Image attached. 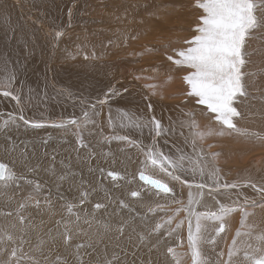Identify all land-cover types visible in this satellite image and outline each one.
Here are the masks:
<instances>
[{
  "label": "bare ground",
  "instance_id": "bare-ground-1",
  "mask_svg": "<svg viewBox=\"0 0 264 264\" xmlns=\"http://www.w3.org/2000/svg\"><path fill=\"white\" fill-rule=\"evenodd\" d=\"M200 14L196 0H0V92L11 90L20 98L18 103L12 97L0 95V154L4 153L8 161L13 160L14 156L16 170L19 172L22 168L26 171L36 168L41 181L48 186L50 196L64 198L69 202V206H66L62 201H57L44 207L42 211H35L26 199H37L35 195H43V192L35 190L38 186L22 187L24 183L0 181V199L9 200L10 209L21 211H6V207H1L0 217L3 216L15 225L17 221L12 216L23 217L20 228L24 231L23 235L28 232L30 234L27 235L26 242L23 239V244H18L17 241V245L11 246L12 249L16 248L20 264H30L29 260L33 259L53 264L54 260L46 255V239L55 242L58 264H107L113 256H119L121 264H193L188 241V214L180 212L184 222L177 228L176 224L181 220L178 216L169 217V209L172 211L181 203L187 207L191 193L195 213H218L223 206L234 209L232 214L238 221L251 210V207L246 206L250 201H264V193L258 190L264 188V146L262 150L257 149L259 157L250 163L241 164L238 167L240 171L233 177H225L220 169L225 170L227 166L222 163L218 166V162H214L210 154H207L210 152L206 143L196 142L199 132L207 136L204 131L197 129L209 128L210 120L213 126H223L212 118L213 114L207 112L204 106L197 105L195 98L186 94L188 86L185 94L182 92L187 96L175 97L177 91L182 89L178 78H184L190 70L178 68L169 61L167 55L172 54L161 51L156 39L160 40L165 34L173 42L178 38L186 39L184 30L193 31ZM132 20L136 28L132 37L140 34L144 39V42L138 41L135 44L141 50V58L150 60L143 55H150L151 59L158 57L156 60L162 62L158 64L161 66L160 73L168 75L166 77L175 83L172 87L175 95L162 90L166 84L161 81L157 87L167 99L159 97L148 86V82L138 78L141 73L134 61H142L140 56L135 58L115 55L109 40L100 38L104 36L99 34L101 30L109 31L112 40L120 38L133 28L129 26ZM151 22L159 27L155 29V33L147 36V25ZM58 32L61 35L57 36ZM192 34L191 32L190 35ZM256 43L264 49V29L247 39L246 64L242 69L245 73V85L251 81L249 65L251 56L258 51L253 50ZM143 51L146 53H142ZM69 59L78 61H68L71 66L59 65ZM262 62L260 65L264 70ZM143 70L149 77L153 75L151 64H146ZM259 76L260 84L253 85V92L246 88L247 96L240 97L234 105L241 112V116L234 118L237 130L233 132L239 138L228 140L226 128L223 129L224 140L219 142L223 145L225 159L234 151L241 156L245 155L241 147H235L236 140L242 143L244 149H249L251 146L243 143L240 138H248L253 133L256 137L264 138V74L257 78ZM149 82L156 87L150 80ZM259 89L261 92L258 95L251 94ZM101 99H105L103 103H100ZM99 110L104 111L100 121L84 126L87 120L83 118L90 112ZM67 114H70L69 117ZM20 115L30 122H39L45 126L60 125L62 122L64 126L61 127L74 125L63 131L67 135L65 141L68 142V147L62 150L60 143L53 141L57 151L52 153L54 157L58 155L62 159L67 153L64 172H57L59 177L55 176L59 164L49 158L45 160L43 149L39 148L40 143H47L48 146L51 140L43 136L42 132H53V135L56 132L44 129L31 131V126L21 124ZM61 116L63 120H58ZM200 117L201 121L198 122ZM153 118L160 122L163 129L159 136L153 130ZM13 119L15 124L11 122ZM70 120H75L76 123H67ZM6 121L8 123L5 126ZM89 131L93 136L87 134ZM28 133L35 138L33 142L22 139ZM72 134L81 139H74ZM96 134L126 137L127 139L122 140V145L131 147L130 153L118 148H100V158L107 162L105 166H115L113 169H102L100 166L93 168L94 172L105 175L106 179H100L94 174L87 175L86 167L98 162L95 160L86 164L93 157H85L81 151L76 152L86 148L87 144L92 148L96 147ZM7 139L11 141L10 146L7 145ZM126 141H129V146ZM252 143L251 148L259 143L263 144L262 139ZM28 147H33L34 150L28 154L19 152ZM150 150L163 153L168 158L166 163L175 167H168L165 172L159 167V161L157 165H152ZM139 161L149 168L138 171L136 167ZM69 166L72 169L68 171L66 167ZM8 168L12 171L9 165ZM109 172L118 173V178L113 180L108 175ZM141 173L168 183L173 188L172 194L159 192L142 182L139 179ZM26 175L28 172H25L24 176ZM173 176H179L180 179H173ZM200 184L205 187H197ZM217 184L220 185L218 190ZM224 184H236L237 187L224 188ZM253 184L256 185L255 188L252 187ZM16 185L20 188L13 190ZM132 191H137L140 195L132 197ZM76 194L85 200L78 202ZM44 202L46 206L50 199H45ZM96 204H101L102 207L97 209ZM69 208L75 212L74 215L84 219L81 227L84 235L74 231L69 224L59 221ZM151 209L160 210L151 214ZM166 217L168 220L165 223L163 219ZM249 217L255 224H264L262 211L256 210ZM170 218L171 223H168ZM192 223L194 229V216ZM157 225L162 227L157 229ZM10 227L9 224L8 230ZM59 230H72L69 243L66 244L64 238L58 237ZM5 235L8 234L0 229V250ZM221 235L222 233L218 236ZM225 239H228V235ZM15 240L14 238L13 241ZM75 243L84 247L77 250ZM255 243L256 241L252 242ZM24 246L35 249L30 254H24L17 249ZM204 246L207 247V244ZM11 247L5 245L2 252L10 256ZM169 248L173 251L183 250L184 255L170 253ZM244 249L241 248L239 252L244 254ZM227 250V246L222 248L224 252ZM204 253L208 264H229V257L225 262V253L224 256L216 253L213 261L207 249ZM0 256L2 258L4 255ZM242 262L240 254L233 256L232 264Z\"/></svg>",
  "mask_w": 264,
  "mask_h": 264
},
{
  "label": "snow or ice",
  "instance_id": "snow-or-ice-1",
  "mask_svg": "<svg viewBox=\"0 0 264 264\" xmlns=\"http://www.w3.org/2000/svg\"><path fill=\"white\" fill-rule=\"evenodd\" d=\"M196 7L201 10V14L193 29V35L190 39L183 41V44L186 45L185 47L174 49L172 55H167V59L172 61L178 68L190 70L183 78L188 85L186 94L195 98L197 105L204 106L207 112L213 114L212 118L221 124L223 128L236 131L237 126L234 123V118L241 116V112L234 105L240 97L247 96L245 73L242 71L246 64V42L255 32L264 29V0H196ZM56 35L59 36L61 33L58 32ZM113 94H116L115 91H113ZM0 95L12 97L19 103L20 98L14 95L11 90H3ZM103 102L101 101V103ZM19 119L33 128L45 126L39 122H30L23 115H20ZM11 122L15 124V119ZM7 123L6 121L5 126ZM67 123L75 124L76 121L70 120ZM153 124V130L156 135H161L163 129L160 122L153 118ZM53 126H64V122ZM208 134H212L211 129H209ZM217 134L222 135L223 129ZM201 135L203 136V133ZM252 135L256 134L253 133ZM120 139L127 138L122 137ZM149 158L154 166L159 161V167L165 172H167L168 167H175L166 163L168 158L163 153L150 150ZM108 175L115 180L119 174L109 172ZM14 176L15 174L9 170L7 164L0 163V181L7 183L9 180H13ZM172 178L180 179L179 176H173ZM140 179L156 188L159 192L165 194L173 192V188L162 180L154 179L143 173L140 174ZM197 187L204 188L205 185L200 184ZM219 187L220 185L217 184V190ZM223 187L236 188L237 185L224 184ZM252 187L255 188L256 185L253 184ZM258 190L264 193V188ZM139 195L140 193L137 191L131 192L132 197H138ZM195 202L198 203V201ZM193 203L194 200L190 193L188 206L177 208L176 212L185 211L188 214V241L193 264H208L200 245L204 242L214 243L215 237L211 236L208 225L202 223V221L212 220L219 222L218 227L213 229L216 235H219L225 231V217L234 209L221 206L219 213H195L192 208ZM95 207L99 209L102 205L96 204ZM69 211H71V208H69ZM245 215L247 214L245 213ZM193 216L195 217L194 229ZM22 220L23 217H21ZM168 223H171V219ZM182 223L178 224L177 228H180ZM156 227L159 229L162 226L157 225ZM246 235L251 234L248 233ZM7 239L11 241L13 237L9 234ZM254 239L256 241L255 244L246 243L242 264H264V234L256 235ZM70 240L71 236L66 235L65 243H69ZM82 247L84 245H77V248ZM168 251L172 253L173 249L169 248ZM228 255L229 264H232L233 256L238 255V253L229 251ZM16 257L17 252L13 249L9 260L4 261V264H18ZM107 264H121L119 256H113Z\"/></svg>",
  "mask_w": 264,
  "mask_h": 264
},
{
  "label": "rangeland",
  "instance_id": "rangeland-1",
  "mask_svg": "<svg viewBox=\"0 0 264 264\" xmlns=\"http://www.w3.org/2000/svg\"><path fill=\"white\" fill-rule=\"evenodd\" d=\"M193 6H194V4H193ZM155 22L161 24V26L163 25V23H161V22H158V21H155ZM116 23L118 25V21ZM156 23L151 22L149 25H147V27L149 29L147 31V36L150 35V34L155 33V29L157 27H159V25L156 24ZM133 24H134V20H132L130 22V25H129L131 27L133 26V28H131L129 31L125 32L124 35H122L118 39H113L112 40V38L109 37V31H107V32H105L106 30L99 31V34H104V36H100V38L109 40V43L112 46V53L113 54L139 58V56L141 55V50L137 49L135 44L138 41L144 42V39L142 38V36H140V34L138 36L132 37V34L135 31V29H136ZM100 27H102V26H100ZM100 27H99V29H100ZM191 32L193 33V31H188L187 29L184 30L183 33H184V36H185L186 39H190L191 38V36L193 35V34L190 35ZM164 39L166 41H163ZM156 40L160 43L159 49L161 51H164V52H167V53H170V54H173V50L174 49H179L181 47H185L186 46V45L183 44V41L185 39L182 40V39L178 38L177 40H175L173 42V40L172 41L169 40L167 34H165L163 37H161L160 40H158V39H156ZM154 42L155 41H153V43ZM257 43H256V45H254L253 50H258V51L253 53V55L251 56L252 60H251V64L249 65V74H250V78H251L250 80L251 81H248L247 85H246V88L249 91H252L255 88V87H253V85L260 84V80H261L260 76L258 78H257V76L264 74V70H263V68H261V65H260L262 60L264 59V49H261V47H259V45H257ZM146 51H149V50H146ZM142 53H146V52L143 51ZM71 56L76 57L75 55H71ZM143 57H149L150 60H144L140 56V59H142V61H140V60H138V62L134 61V63L136 65H138L137 67H139V71L141 73L140 77L138 76V78H141L146 83L148 82V86L151 87L157 93V95L159 97H161L162 99H167L166 97L161 95V93L159 92L157 86L161 84L160 83L161 81H163V84H166V85L162 88V90L164 89V90L169 91L170 93L173 94L172 87L175 86V83L171 79H168L166 77L168 75L163 76V74L160 73L161 66L158 65V64H161L162 62L160 60H156L158 57H155V58L153 57L152 59L150 58V55H148V56L147 55H145V56L143 55ZM68 61L77 62L78 59H69V60L66 61V63L59 64V65L60 66H71L68 63ZM262 63H263V66H264V61ZM146 64L147 65L151 64L153 66V75H151L150 77L143 70L144 66ZM166 73H168V71H166ZM148 79L154 85H156V87L151 85ZM178 79L182 83V89H181L182 91L181 90H180V92L177 91L178 94L177 95L173 94V95H175V97H185L187 95H183V93L185 94V91L187 90V86L188 85L183 80V76H180ZM260 92L261 91L259 89V90H257V92H254V93L249 92V93H251L253 95H258ZM180 103L182 104L183 102H180ZM103 112H104L103 110H99L98 112H94V113H93V111L90 112L88 115L85 116V118H83V119L87 120L84 126H87V125L91 126L92 122L100 121V119L102 118ZM242 113H244V112H242ZM70 114H67V117H69ZM73 114L74 113H72V115ZM200 121H201V117H200V120L198 122H200ZM210 122H211V120L209 121V125H210L209 128H205V129L198 128L197 129V131H204V133L207 134V136H204V135L202 136L201 135L202 132H199L198 136L196 135V137H197L196 138V142L199 143V142L203 141L204 143H206V145H207L206 147H208L207 149L210 152V153H207V154L208 155L210 154V156L213 158L214 162H218V166H219V163L225 164V166H227L225 170H221L220 169V171L223 174H225V177H229V176L233 177L234 175H236L240 171L238 167L241 164L250 163L251 160L253 161L254 158L260 156V153H256V152H258L257 149L263 148V146H264V138L256 137L257 135H250L248 138L245 137V138H240V139H243L242 140L243 143H248L251 147L253 146L252 142H256V141H259L261 139H262L263 144L259 143L254 148L248 147L249 149H244L241 146L242 143H240V142H238L236 140L235 143H234L235 147H238V146L241 147L245 151V155L241 156L238 152L234 151V152L230 153V157L228 159H225V156H224V153H223L224 152L223 145H222L221 142H219V140H222L224 138V136H223V134L222 135L217 134L220 131V129H224V128L213 126ZM21 124H24V122L21 121ZM28 126H30V125H28ZM73 126L74 125L63 127V128H56V127H53V126H43V127H40V128L31 127V131L44 129V130H52V131L56 132V135H53L52 134L53 132L52 133H45V132L43 133L42 132L43 136H46V137L50 138L51 140L48 143V146H47V143H43V142L39 144L40 145L39 148L43 149L42 154L45 156V158H46L45 160H47L49 158L50 160L56 161L59 164V169L55 172V176H58L57 172H59V171L64 172V168H65L64 162L67 160V153L62 159H60L58 157V155H56V157H54L52 155V153L53 152L57 153V151L54 149L53 141L55 140L58 143H60V145L62 147V150H63V148L68 147V142L65 141V138L67 137V135L63 134V131H65L66 128H69V127L71 128ZM97 128L99 130L101 129L99 127H97ZM54 129H56L57 131H55ZM209 129L212 130V134L211 135L208 134ZM226 131H227L226 138L228 140L229 139H237V138H239L238 136H236L237 135L236 132H233L232 130L228 131L227 129H226ZM87 134H91L90 131ZM72 135H73L74 139H77V140L81 139V138H77L76 136H74V134H72ZM252 137H255V138H252ZM22 139L24 141H26V142H29V141L33 142V140L35 138L32 137L30 135V133H28V134H24ZM92 140H93V138H92ZM94 140L97 143L96 147L92 148V147L89 146V144H87L88 148L87 147L86 148H82L81 147L82 149H79L76 152L81 151V152H83L85 157H93V160L92 161H87L86 164L93 163L95 160H97V162H98L97 164H94L93 166H87L86 167L85 171H86L87 175L88 174H94V175L100 177V179H102V178L106 179L105 175L94 172L93 168H95L96 166H100V167H102V169H113L115 166L109 167V168H107L105 166V163H107V162L103 161L100 158V148H108V149L118 148V149L122 150L125 153H130L131 147H127V146L122 145V140L123 139H120L118 137L115 138L114 136L107 135V134H105L104 136L96 134L94 136ZM90 142H92V141H90ZM128 143H129V141H126L127 145H128ZM7 145L8 146L11 145V141L9 139H7ZM33 147H34V144H33ZM33 147H28V149H21L19 152H22L23 154H28V153H30V152H32L34 150ZM74 152H72V154ZM14 159L15 158L13 156V160L8 161L7 158L5 159L4 153L0 154V161L8 164L11 167L12 172L15 174L14 179L13 180H9V181L24 183L25 185H23L22 187H24L26 185H29V187H33V185H35V186H38V188H35L36 191L43 192V195H41V196L40 195H35L36 197H38L37 199H32V198L26 199V201L31 204V206L33 207V209L35 211H42L44 209V207H49L51 204L56 203L57 201H62L66 206H69V202L67 200H65L64 198H53V197L50 196V191L48 189V186L45 185L41 181V179L39 177V174H38V170L36 168H30L27 171L24 168H22V169H20V172H19V171L16 170L17 163L14 161ZM131 161H134V160H131ZM136 168H137L138 171H140L142 169L147 170L149 167L144 162H140L139 161ZM66 169L69 171V170L72 169V166L66 167ZM25 172H28V175L24 176ZM19 188H20V186L16 185L13 190H17ZM168 194H172V193H168ZM10 196H13V195H10ZM45 199H50V202H48L46 204V206H44L45 205V202H44ZM75 199L78 202L85 200V199H80L78 194H76V198ZM4 200L0 199V201H1L0 202V208L1 207H6L7 208L6 211H8V210H13V211L17 210V212L20 211L18 209H10L9 208L10 207L9 206L10 201L9 200L8 201H4ZM37 201H39V203H37ZM254 202L250 201L249 205H246L247 207H251V210L248 211V213H246L247 215L244 214L243 216H241L238 221L234 218V215L232 214V211L225 217V219H224L225 231L222 232L221 236L216 235L215 231L213 230L215 227H218V223L219 222H215V221H212V220L202 221V223H207L208 222L209 232H210L211 236L215 237L214 243H211V244H213L214 247H216V249H219L221 252H222V248H225V246L228 247V250L226 252H224L225 253V262H226V258L229 257V255H228L229 251L237 253L236 252L237 249L240 250L243 247L245 248L246 243H252L253 241H255L254 238H255L256 235L264 234V229H262V228H264V224H262V225L255 224V223H253L251 221V219L249 217L256 210L262 211L263 215H264V201H260V203L259 202L254 203ZM254 204H255V206H251V205H254ZM183 207H184V203H181L178 207H176L174 210H172V215H174L175 213L177 214V212H176L177 208H183ZM150 212H151V214H153V210L152 209H151ZM74 213L75 212H73L72 210L65 212L60 217L59 221H61L63 223H66V224H69L74 231H77L79 234L84 235L83 232L81 231V227L83 226L84 219H82L78 215L77 216L74 215ZM199 213H201V212H199ZM10 216H12L11 211H10ZM1 217H2V226L0 227V229L3 230L4 234H8V235L10 234L12 237L15 236L11 240L13 242L12 243V242L8 241V239H7L8 235H5V239H4V242H3L1 250H0V254L4 255V256H2V258L0 256V261H1L0 264H4V261L5 260H9V258H10V256H8V255H6L5 253L2 252L4 250V246L6 245V246L11 247L13 245H17L18 242H19L18 244H21V243L23 244L24 241L26 242L25 239L28 237L27 235L29 234V232L25 234L26 236L23 235L24 231L20 228L21 218H20L19 215L12 216L17 221L16 225L10 223L8 221V219H4L3 216H1ZM248 222H250V223H248ZM262 223H264V222H262ZM9 224L11 225V227L8 230V225ZM237 233H239V235H237ZM248 233H250L251 235H246ZM71 234H72V230H59L58 237L60 239H63V238L65 239L66 235H71ZM227 235H228V239H225L227 237ZM24 236H25V238H24ZM216 236L218 237V240L216 239ZM14 238L16 239L15 241H13ZM20 238H21V240H20ZM23 239H24V241H23ZM5 240H7V242ZM234 241H235V244H234ZM238 241H239V243H238ZM206 244H207V242H204V245H206ZM74 245L76 246L77 250L80 249V248H77V245H79V244L75 243ZM44 247H45L46 255L48 256V258L54 260L53 264H58L55 242L53 240H51V239H46V240H44ZM17 249L20 250L24 254H30L32 252V250H34L35 248H33V247L29 248L27 246H24V247H17ZM10 250H13L12 247L10 248ZM240 255L243 258L244 254L240 253ZM15 259H16V261H18L17 257ZM39 261L40 260L33 259V260H29V263L30 264H36V263L44 264L43 262H41V261L39 262ZM18 264H20L19 261H18Z\"/></svg>",
  "mask_w": 264,
  "mask_h": 264
},
{
  "label": "crops",
  "instance_id": "crops-1",
  "mask_svg": "<svg viewBox=\"0 0 264 264\" xmlns=\"http://www.w3.org/2000/svg\"><path fill=\"white\" fill-rule=\"evenodd\" d=\"M75 114V113H74ZM73 114V115H74ZM58 120H63V116H61V117H59L58 118ZM69 126H71V125H69ZM57 128H63V127H57ZM55 131H57L56 129H54ZM158 210H160V209H154L153 211H154V213H156V211H158ZM169 211H170V216L169 217H175V216H178L179 218H180V222H178L177 224H176V227H177V225L178 224H180L181 222H184V219L183 218H181V216H180V212L179 213H175L174 215H172V211L169 209ZM171 219V218H170ZM164 220V222L166 223L167 222V220H168V217H166L165 219H163ZM216 239L218 240V237L216 236ZM201 246V248L203 249V251L205 250V249H207L208 251H209V254H210V257H211V261H213V256L216 254V253H220L221 255H223L224 256V251H220L219 249H216V247H214V245L213 244H211V243H207V247H205L204 245H200ZM181 249V248H180ZM183 250H181V251H173V253L174 254H178V255H181V256H183L184 255V252H182ZM240 250L239 249H237L236 250V252L238 253V254H240V252H239Z\"/></svg>",
  "mask_w": 264,
  "mask_h": 264
},
{
  "label": "water",
  "instance_id": "water-1",
  "mask_svg": "<svg viewBox=\"0 0 264 264\" xmlns=\"http://www.w3.org/2000/svg\"><path fill=\"white\" fill-rule=\"evenodd\" d=\"M104 100H105V99H101L100 101H104ZM100 101H99V102H100ZM97 103H98V102H97ZM97 103H96V104H97ZM100 103H101V102H100ZM96 104H95V105H96ZM139 179H140V175H139ZM140 180H141V179H140ZM141 181L144 182L145 184H147L145 181H143V180H141ZM148 185L151 186L150 184H148ZM151 187H152V186H151Z\"/></svg>",
  "mask_w": 264,
  "mask_h": 264
}]
</instances>
